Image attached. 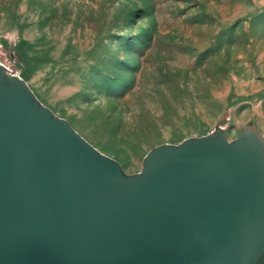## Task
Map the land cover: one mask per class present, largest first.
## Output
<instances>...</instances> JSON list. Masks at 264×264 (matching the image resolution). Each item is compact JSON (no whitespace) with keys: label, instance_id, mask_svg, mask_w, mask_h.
I'll return each mask as SVG.
<instances>
[{"label":"water","instance_id":"95a60500","mask_svg":"<svg viewBox=\"0 0 264 264\" xmlns=\"http://www.w3.org/2000/svg\"><path fill=\"white\" fill-rule=\"evenodd\" d=\"M264 136L219 127L125 173L0 62V264H254Z\"/></svg>","mask_w":264,"mask_h":264},{"label":"rangeland","instance_id":"374dc122","mask_svg":"<svg viewBox=\"0 0 264 264\" xmlns=\"http://www.w3.org/2000/svg\"><path fill=\"white\" fill-rule=\"evenodd\" d=\"M0 62L125 173L216 127L264 136V0H0Z\"/></svg>","mask_w":264,"mask_h":264},{"label":"flooded vegetation","instance_id":"af4514ba","mask_svg":"<svg viewBox=\"0 0 264 264\" xmlns=\"http://www.w3.org/2000/svg\"><path fill=\"white\" fill-rule=\"evenodd\" d=\"M254 264H264V252L259 256Z\"/></svg>","mask_w":264,"mask_h":264}]
</instances>
